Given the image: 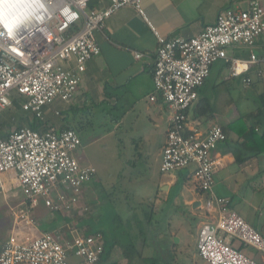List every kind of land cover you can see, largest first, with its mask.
<instances>
[{"label":"built area","instance_id":"obj_1","mask_svg":"<svg viewBox=\"0 0 264 264\" xmlns=\"http://www.w3.org/2000/svg\"><path fill=\"white\" fill-rule=\"evenodd\" d=\"M89 1L45 0L50 13L48 23L21 30L15 41L0 37V112L18 101L22 112L42 120L43 108L55 101L69 103L77 92L86 63L99 54L94 31L101 29L104 21L121 7H132L144 17L142 0H110L109 6L100 11L88 10ZM65 9L75 14L74 20H66L62 15ZM147 24L157 44L153 91L170 114L160 172L169 174L193 166L197 191L209 196L205 200L206 210L216 207L214 222L203 223L199 229L198 256L207 264H258L218 236L229 235L264 257V237L230 210L227 200L213 197L217 164L212 152L225 140V134L218 124L204 134L189 129L188 112L217 61L229 64L233 78L247 73L252 65L264 64V58L255 55L247 60L226 56L227 48L252 47L264 34V8L258 0H251L246 10H222L213 25L189 39L162 38ZM142 57L143 54L133 52L135 60ZM244 82L250 81L247 78ZM154 98L150 96L149 101ZM80 146L81 140L72 129L36 130L19 124L0 134V194L10 191V187L18 189L25 205L23 212L10 211L15 230L1 249L0 264L99 262L105 249L101 235L76 234L65 239L58 233L36 234L32 219V211L40 204L52 213L72 212L84 185L95 175L93 167L74 157L73 152ZM4 176H9L8 183ZM70 258L78 262L71 263Z\"/></svg>","mask_w":264,"mask_h":264},{"label":"crops","instance_id":"obj_2","mask_svg":"<svg viewBox=\"0 0 264 264\" xmlns=\"http://www.w3.org/2000/svg\"><path fill=\"white\" fill-rule=\"evenodd\" d=\"M249 1L251 0H142L144 17L132 7L119 8L104 21L101 29L94 31L93 37L99 54L86 63L85 72L73 99L67 104L55 101L43 108L42 120L27 114L26 119L23 118L25 120L18 122L29 126L39 122L36 130L72 129L80 140H83L82 135L85 132L80 116L84 112L88 121H91L93 116H108L114 131L117 132L122 126L128 125L130 131L136 133L135 137L130 139V146L134 151L132 160L127 163L131 167L128 181L134 182L138 190L132 197L134 200L127 195L123 200H119L114 212V216L120 219L124 217L123 212L129 213L120 221L139 252L135 259L151 256L152 250L144 245V241L150 243L149 240L152 239L154 242L151 243L157 240L163 251H168L174 257L175 264H207L198 256L197 235L203 223H212L216 217V207L210 211L206 210L205 200L209 196L202 195L196 189L192 178L193 166L189 172L179 171L176 175L160 172L162 148L170 114L166 105L153 91L152 68L157 44L147 22L162 38L189 39L198 36L204 27L213 25L220 11L246 10ZM258 1L264 8V0ZM109 4L110 0H90L88 10L100 11ZM228 49L230 55L226 51V56L230 59L247 60L250 55L263 59L264 34L254 41L252 47L232 46ZM133 52L141 53L143 57L135 60ZM211 77H215L211 87L213 92L211 96H207L203 92ZM247 78L250 81L248 84L244 82ZM234 90L238 91V106L233 102ZM152 95L155 100L150 102L149 97ZM203 99L212 109V113L207 116L195 111L199 102L203 105ZM61 112L65 115L60 119L56 118ZM238 119L246 127H253L256 132L264 129V64L252 65L247 73L233 78L229 74V64L222 60L217 61L212 65L209 77L199 90L197 101L188 112V128L204 134L213 124L226 127ZM7 124L8 122L0 118V131ZM227 143H219L212 152V158L217 164L213 174V197L227 200L230 210L236 212L264 237V154L238 162L241 153L235 148L237 144L242 143V139L236 133L229 132ZM80 163L89 165L82 161ZM96 174L95 170L94 178L84 185L79 200L73 205L72 214L81 217L85 213L88 216L99 204L98 199H103L100 204L111 203V192L100 193L98 187L93 185ZM143 178H149L153 182L151 190L140 187L145 183ZM3 180L8 183L9 176H4ZM11 189L10 187V191L0 194L5 203L3 212H6L5 216L8 218L10 211L23 212L25 207L22 205L24 200L17 199L16 189ZM41 207V204L38 205L32 213L36 209L41 210ZM44 209L49 215H55L44 222H50L49 226L52 223L56 226L52 225L46 230L47 224L41 225L35 221L36 234L58 233L65 239H70L76 234H99L105 239L101 231L88 228L86 219L82 229L77 225H72L71 228L69 223L60 220L70 218V214L52 213ZM161 219H165V226L160 224ZM1 220L0 229L4 219ZM10 222L11 224L7 223L6 226L7 236L0 241V252L5 241L15 230L12 221ZM231 243L233 246L234 242ZM240 244L238 241L235 247ZM176 245H182L183 249L178 250L180 246ZM245 248L249 247H243L242 251ZM251 255L252 257H248L258 264H264L261 254ZM117 261L124 264L122 252L115 255L109 251L101 264H118Z\"/></svg>","mask_w":264,"mask_h":264},{"label":"rangeland","instance_id":"obj_3","mask_svg":"<svg viewBox=\"0 0 264 264\" xmlns=\"http://www.w3.org/2000/svg\"><path fill=\"white\" fill-rule=\"evenodd\" d=\"M227 53L230 55V50L226 49ZM215 80V77H211L208 80L207 88L204 90L203 94L207 96H211L213 89L211 87L213 86V82ZM241 91V90H240ZM219 92V91H218ZM238 94L237 90H234V104L238 106L236 103V96ZM214 96V95H212ZM85 113L80 116V120H82V126L84 130V134L82 135V143L81 146L73 152L74 157L82 162H86L94 169L96 170V180H94L93 185H96L98 187L100 193H106L111 192L110 198L111 203L109 204H100V202L103 201V199H98L99 204L95 206L94 209H92L91 213L83 214V216H78L75 214L70 213V218H65V222L69 223L70 227L72 228V225H77V227L84 226V220L86 219V225L90 230L94 231H101L103 235H107L109 233H114V231H117L116 228H114L112 217L114 215L115 210H117V203L119 200H123L124 196L127 195L130 197H134L137 193V185L134 184V182L128 181V177L130 176V170L131 167L127 163L128 160H132V154H133V148L130 146V139L135 137V132L130 131V127L128 125L122 126L118 131H114L112 128L111 122H109V117L107 116H93L91 121H88V118L84 115ZM65 115V113L61 112V115L56 118L60 119ZM27 116V113L22 112L19 108L10 107L9 109L0 112V118L3 121L8 122L6 126H4L1 129V133H7L10 130H13L14 127L19 125L18 123L20 120L25 118ZM55 118V119H56ZM26 119V118H25ZM23 119V120H25ZM4 132H3V131ZM81 137V136H80ZM192 166L187 167L186 169L179 170V171H187L189 172ZM177 171V172H179ZM177 172H173L175 175ZM158 177V174H157ZM144 184L139 183L140 187H143L144 190H151L153 187V182L149 178H143ZM130 185V187H128ZM129 188V189H126ZM139 187V188H140ZM151 187V188H149ZM147 188V189H146ZM149 188V189H148ZM15 194L18 195L17 199L23 201L24 196L20 192V190H16ZM132 200H134L132 198ZM5 209V203L0 195V220L3 218V227L0 229V241L3 240L6 235V226L13 220L11 213L8 216H5L6 212L3 211ZM44 210V211H42ZM15 213H19L18 210L14 211ZM47 211L43 207H41V210L36 209L32 213V219L39 224L43 225L47 224V227L50 225V222H44L49 219L50 216L55 215H49ZM129 213L123 212L122 215L124 217H127ZM138 214V213H137ZM264 216V213L262 214ZM2 217V218H1ZM7 217V218H6ZM11 217V218H10ZM123 217V219H124ZM10 219V220H9ZM120 219V218H119ZM122 219V218H121ZM120 219V220H121ZM123 219L121 221H123ZM165 219H161V225L165 226L163 223ZM2 221V220H1ZM8 221V222H7ZM125 221V220H124ZM187 222L190 223V220L187 219ZM8 223V224H7ZM64 224V222L62 223ZM60 225V223L58 224ZM46 226V225H45ZM185 226H187L185 224ZM157 228V227H156ZM193 231V230H192ZM219 237L223 239V241L230 245L231 242H234V247L238 245L237 240H232V238L229 235H225L223 233L218 234ZM193 243L192 241H190ZM175 243V241H174ZM179 247L180 245H176ZM231 246V245H230ZM115 247V248H114ZM111 249V254L118 255L122 248L120 246H114ZM183 246L181 245L178 250H182ZM242 253L245 256L252 257L251 254H255V256H259L260 253L255 252V250L251 248H245ZM119 259V257H117ZM120 260V259H119ZM257 260V257L255 258ZM71 263L78 262L77 259L70 258ZM117 263L119 264L120 261Z\"/></svg>","mask_w":264,"mask_h":264},{"label":"trees","instance_id":"obj_4","mask_svg":"<svg viewBox=\"0 0 264 264\" xmlns=\"http://www.w3.org/2000/svg\"><path fill=\"white\" fill-rule=\"evenodd\" d=\"M201 103L202 102H199V105L196 106L195 111H197L200 115L204 114V116L211 114L212 109L210 104L205 99H203V105H201ZM12 107L20 109L18 101H15ZM37 124L40 123L35 122L34 125L31 124L30 126L34 129H37ZM221 129L225 134V140L223 142L226 144H228L227 137L229 132L236 133L242 139V143L237 144L235 148L237 151H239V153H241V159H239L238 162H242L243 160H246V158L264 154V129L261 132H256L253 127H246L240 119L233 121L226 127H221ZM146 216L147 215H145V217ZM60 220L65 221L63 218H60ZM112 222L114 228H116L117 231L104 235L105 249L97 264H101L103 262L106 253L111 251L114 246H120L122 248L121 252L124 259V264H175L174 257L168 251H163L162 245L157 240H155V243H151L154 242L152 239L149 240L150 243H146L144 241V245L152 250L151 256L140 259L138 257V259H135V257L139 256V252L131 240V237L125 226H123L120 219L114 215L112 217ZM52 225L48 226L46 230L52 227ZM233 248L242 252L243 246L240 244L238 247Z\"/></svg>","mask_w":264,"mask_h":264},{"label":"clouds","instance_id":"obj_5","mask_svg":"<svg viewBox=\"0 0 264 264\" xmlns=\"http://www.w3.org/2000/svg\"><path fill=\"white\" fill-rule=\"evenodd\" d=\"M66 20L75 19V14L62 11ZM50 13L45 0H0V37L15 41L17 34L32 25H45Z\"/></svg>","mask_w":264,"mask_h":264}]
</instances>
